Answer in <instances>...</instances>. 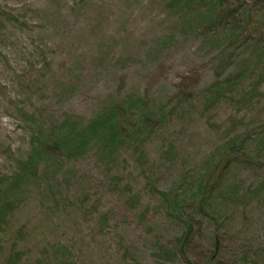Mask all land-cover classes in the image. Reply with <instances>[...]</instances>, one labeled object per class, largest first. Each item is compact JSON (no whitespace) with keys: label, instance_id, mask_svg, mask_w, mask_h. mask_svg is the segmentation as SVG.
Here are the masks:
<instances>
[{"label":"rangeland","instance_id":"obj_1","mask_svg":"<svg viewBox=\"0 0 264 264\" xmlns=\"http://www.w3.org/2000/svg\"><path fill=\"white\" fill-rule=\"evenodd\" d=\"M209 7L0 0V264H264V0ZM127 95L153 130L23 169L36 132Z\"/></svg>","mask_w":264,"mask_h":264},{"label":"trees","instance_id":"obj_2","mask_svg":"<svg viewBox=\"0 0 264 264\" xmlns=\"http://www.w3.org/2000/svg\"><path fill=\"white\" fill-rule=\"evenodd\" d=\"M208 8L209 14L215 9L221 10L222 0L210 1ZM148 111L146 102L140 97L127 95L120 101L112 100L109 103L101 106L95 114L85 122H76L70 119H65L58 125H53L47 131L40 133L36 132V136L32 139V150L29 154L26 165L23 169L31 172V169L37 168L44 157H50L53 154H62L65 157H79L87 149L95 148L99 152L106 154L115 153L119 147L128 142H134L139 136L145 135L149 130H153L156 123V117ZM157 116V115H156ZM235 141L228 144L226 147L230 149ZM119 146V147H117ZM227 149L223 151L226 153ZM227 157L224 163L220 164L215 178L212 177L213 169L208 171V175L200 182L196 195H200L206 188H213L218 174L225 166ZM23 174V172H21ZM24 174L25 170H24ZM202 190H201V189ZM9 191V190H8ZM202 197V195H201ZM177 201L170 203V209L179 215ZM208 206L205 199H200L198 209H204ZM0 210L5 214L6 207L3 206V198L0 203ZM183 219L187 225L190 226L188 219L178 216ZM188 231L185 232L187 235ZM182 244L185 242V237L181 238ZM196 264V263H193Z\"/></svg>","mask_w":264,"mask_h":264}]
</instances>
